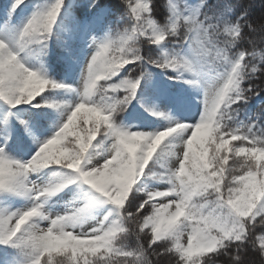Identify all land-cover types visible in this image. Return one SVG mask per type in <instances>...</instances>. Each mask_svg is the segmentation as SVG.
Instances as JSON below:
<instances>
[{"label":"snow or ice","instance_id":"snow-or-ice-1","mask_svg":"<svg viewBox=\"0 0 264 264\" xmlns=\"http://www.w3.org/2000/svg\"><path fill=\"white\" fill-rule=\"evenodd\" d=\"M0 264H264V0H0Z\"/></svg>","mask_w":264,"mask_h":264}]
</instances>
